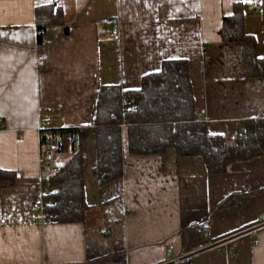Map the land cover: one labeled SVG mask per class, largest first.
<instances>
[{"label": "crops", "instance_id": "obj_1", "mask_svg": "<svg viewBox=\"0 0 264 264\" xmlns=\"http://www.w3.org/2000/svg\"><path fill=\"white\" fill-rule=\"evenodd\" d=\"M236 3L261 55L264 0H0V170L18 175L0 190V264H264V155L208 175L199 157L175 159L169 148L163 173L159 155L128 153L126 127L123 176L110 183L93 173V136L83 145L85 202L100 211L98 226L36 223L41 178L55 168L54 157L41 166L39 125L46 135L92 126L101 86L135 91L163 61L185 60L209 135L232 140L264 115L263 79L245 78L241 44L220 39ZM50 4L63 23L37 44L34 10ZM254 192L241 209L210 216L224 197Z\"/></svg>", "mask_w": 264, "mask_h": 264}, {"label": "trees", "instance_id": "obj_2", "mask_svg": "<svg viewBox=\"0 0 264 264\" xmlns=\"http://www.w3.org/2000/svg\"><path fill=\"white\" fill-rule=\"evenodd\" d=\"M34 18L37 44H41V34L46 27L63 23L60 10L51 4L36 7ZM220 39L223 44H241L245 78L264 81V46L259 55L255 38L245 33L240 3L234 4L231 14L223 17ZM202 56L204 62L205 50ZM195 113L189 66L185 60L163 61L158 72L141 78L135 91H123L120 86H101L92 126L50 131L48 135L40 132L42 153L49 152L55 160L54 171L41 178L42 187L52 192V205L46 213L54 216V223H82L85 229L98 226L102 219L100 211L85 202L83 145L93 136V173L100 186L121 178V125L126 127L128 153L159 155L163 173L168 172L165 157L169 148L175 159L199 157L208 175L227 173L236 163L264 155V119L245 121L233 139L228 140L220 135H209L206 123L197 120ZM51 137L53 144L47 148V139ZM17 177L15 172L0 170V190L10 188ZM255 194H230L217 204L210 216L235 212Z\"/></svg>", "mask_w": 264, "mask_h": 264}, {"label": "built area", "instance_id": "obj_3", "mask_svg": "<svg viewBox=\"0 0 264 264\" xmlns=\"http://www.w3.org/2000/svg\"><path fill=\"white\" fill-rule=\"evenodd\" d=\"M110 29H109V36L110 39L113 42H120L121 40V31H120V23L117 17H113L111 18L110 22ZM130 103L133 102V100L129 101ZM125 110H128V107L125 108ZM195 116L197 118V120L203 121L201 118V115L199 113H195ZM260 118L264 119V115L261 116ZM1 125V122H0ZM2 127V126H0ZM121 128H125V125H121ZM46 124L44 123H40L39 125V131L44 132L46 131ZM53 158L51 156V154L49 152H45L42 156H41V166L44 167L50 163H53ZM51 190L46 188V187H42V185L40 186L39 189V200L35 206V211H36V223L39 227H44L46 225L52 224L54 223V216L52 214H48L46 213V209L48 207H50L52 205V200H51ZM207 231V228H204ZM101 233L105 234V229L101 230ZM208 236H205V239H207ZM224 244V246H227V241L222 242ZM254 244H257L258 241L257 239H255L253 241ZM209 244V243H206ZM210 245V244H209ZM228 251H225V253H227ZM172 264H179L180 260H172L171 261ZM188 264H193L191 262H189Z\"/></svg>", "mask_w": 264, "mask_h": 264}, {"label": "water", "instance_id": "obj_4", "mask_svg": "<svg viewBox=\"0 0 264 264\" xmlns=\"http://www.w3.org/2000/svg\"><path fill=\"white\" fill-rule=\"evenodd\" d=\"M56 165H58V164H56Z\"/></svg>", "mask_w": 264, "mask_h": 264}]
</instances>
